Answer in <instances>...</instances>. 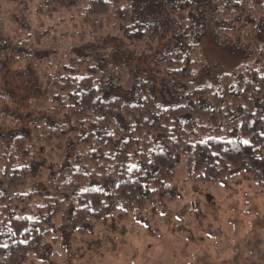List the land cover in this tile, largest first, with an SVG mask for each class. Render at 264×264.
<instances>
[{
  "label": "trees",
  "instance_id": "1",
  "mask_svg": "<svg viewBox=\"0 0 264 264\" xmlns=\"http://www.w3.org/2000/svg\"><path fill=\"white\" fill-rule=\"evenodd\" d=\"M46 1L55 10L86 5L92 32L107 30L133 56L159 46L161 23L136 14L134 0ZM162 1L173 47L155 65L173 103H157L153 82L125 66L76 58L64 64L40 103L61 124L35 125L31 136L18 130L9 145H0V264L39 256L59 217L67 229L86 232L117 211L142 212L162 202L171 195L180 157L188 178L199 183L244 171L264 188V0ZM208 10L216 43L224 47L241 33L250 60L200 85ZM25 44L8 45L0 35V79L9 58L30 57L20 49ZM51 141L65 155L44 181L36 145Z\"/></svg>",
  "mask_w": 264,
  "mask_h": 264
},
{
  "label": "rangeland",
  "instance_id": "2",
  "mask_svg": "<svg viewBox=\"0 0 264 264\" xmlns=\"http://www.w3.org/2000/svg\"><path fill=\"white\" fill-rule=\"evenodd\" d=\"M134 1L136 14L161 23L157 50L141 56H133L107 30L92 32L84 16L86 5L55 10L46 0H0V35L8 45L26 42L20 49L30 56L24 61L9 58L3 70L0 145H9L20 135L18 130L23 135L31 131V136L35 125L61 124L40 103L46 101L49 81L75 58L144 73L154 84L156 102L173 103L170 84L155 65L163 49L173 47L172 24L162 0ZM202 25L200 54L205 65L197 75L200 85L215 83L223 72L250 60L241 33L224 47L216 43L211 10L203 12ZM114 94L128 98L119 91ZM55 144L36 145L41 154L35 166L41 168L44 181L65 155ZM179 161L171 195L162 202L151 203L142 212L117 211L86 232L67 229L59 217L43 239V252L26 256L20 264H264V188L244 171L202 184L189 179L184 159Z\"/></svg>",
  "mask_w": 264,
  "mask_h": 264
},
{
  "label": "snow or ice",
  "instance_id": "3",
  "mask_svg": "<svg viewBox=\"0 0 264 264\" xmlns=\"http://www.w3.org/2000/svg\"><path fill=\"white\" fill-rule=\"evenodd\" d=\"M245 143H247V142L245 141Z\"/></svg>",
  "mask_w": 264,
  "mask_h": 264
}]
</instances>
